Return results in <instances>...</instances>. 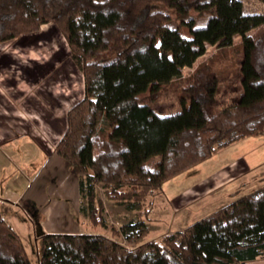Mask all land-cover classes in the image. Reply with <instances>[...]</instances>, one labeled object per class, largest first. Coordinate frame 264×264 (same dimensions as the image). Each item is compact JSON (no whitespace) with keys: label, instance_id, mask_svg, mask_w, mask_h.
I'll list each match as a JSON object with an SVG mask.
<instances>
[{"label":"trees","instance_id":"16d2710c","mask_svg":"<svg viewBox=\"0 0 264 264\" xmlns=\"http://www.w3.org/2000/svg\"><path fill=\"white\" fill-rule=\"evenodd\" d=\"M48 22L60 28L84 78V96L67 110L55 151L78 178L80 212L112 234L41 232L38 264H257L264 258V176L183 230L139 242L148 232L150 209L141 206L149 192L216 148L264 131V31L248 33L264 24V13L246 12L242 0H0V43ZM235 35L241 93L215 109L216 65L205 63L186 77L182 68L207 44L230 46ZM175 78L189 96L180 110L159 114L140 100V93L156 95ZM155 155V165L145 166ZM98 182L107 197L137 210L136 217L119 228L108 225ZM0 264H31L1 211Z\"/></svg>","mask_w":264,"mask_h":264},{"label":"rangeland","instance_id":"374dc122","mask_svg":"<svg viewBox=\"0 0 264 264\" xmlns=\"http://www.w3.org/2000/svg\"><path fill=\"white\" fill-rule=\"evenodd\" d=\"M242 2L246 12L264 13V0ZM178 24L180 33L189 37L188 28ZM262 31L264 24L253 27L248 33L256 36ZM241 54L240 35L234 36L230 46L218 48L207 44L205 52L191 66L182 68V75L188 76L205 63L216 65L221 78L214 108L219 109L241 93L238 68ZM177 81L179 79L175 78L172 86L156 95L146 90L139 98L159 114L176 112L182 107L181 99L189 103L188 94L175 86ZM83 96V74L71 60L67 41L55 22L43 24L37 32L0 43V120L6 118L4 122L8 127L18 132L32 131L36 138L47 139L55 149L66 129L67 110ZM158 160L159 155H155L143 163L153 167ZM263 176L264 131L216 148L209 157L167 178L161 190H154L157 193H148L141 206L150 209L146 216L148 232L139 242L183 230L189 223L230 201L237 191L248 192L262 184ZM96 194L103 201L101 215L108 225L119 228L136 217L137 210L129 208L127 202L107 197L101 182L96 184ZM29 209L31 211V207ZM74 227L81 228L82 232L112 234L109 228L93 224L81 212ZM112 237L127 247L133 246L122 234ZM23 243L31 264H38L40 244L37 239L32 234L23 237ZM256 262L259 264L258 260Z\"/></svg>","mask_w":264,"mask_h":264},{"label":"crops","instance_id":"0c3cea01","mask_svg":"<svg viewBox=\"0 0 264 264\" xmlns=\"http://www.w3.org/2000/svg\"><path fill=\"white\" fill-rule=\"evenodd\" d=\"M4 119L0 120V211L5 221L22 241L33 234L40 243L41 232H82L74 227L80 215L78 178L47 139L36 138L29 130L18 132ZM258 262L264 264V258Z\"/></svg>","mask_w":264,"mask_h":264}]
</instances>
